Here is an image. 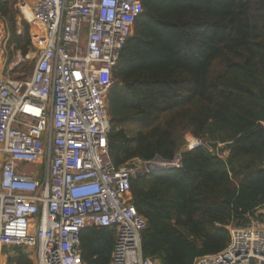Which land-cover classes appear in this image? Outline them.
<instances>
[{"label": "trees", "instance_id": "trees-1", "mask_svg": "<svg viewBox=\"0 0 264 264\" xmlns=\"http://www.w3.org/2000/svg\"><path fill=\"white\" fill-rule=\"evenodd\" d=\"M142 4L113 70L110 157L121 166L181 156L179 168L135 177L131 195L147 223L144 257L194 264L226 249L230 227L264 224V0ZM0 16L11 62L31 48L29 25L18 33L12 0H0ZM187 135L205 146L188 150ZM116 239L115 228L83 230L84 263L111 264ZM16 250L13 264H33Z\"/></svg>", "mask_w": 264, "mask_h": 264}, {"label": "built area", "instance_id": "built-area-1", "mask_svg": "<svg viewBox=\"0 0 264 264\" xmlns=\"http://www.w3.org/2000/svg\"><path fill=\"white\" fill-rule=\"evenodd\" d=\"M12 1L18 24L29 25L31 54L19 51L6 70L8 35L0 29V254L21 248L35 250L36 264H85L83 230L115 228L111 264H157L143 255L147 223L131 195L136 174L154 161L116 166L109 145L113 70L142 0ZM24 58L35 65L19 78ZM185 140L190 151L205 146ZM225 147L218 145L221 158L230 155ZM229 231L225 250L194 264H264V224Z\"/></svg>", "mask_w": 264, "mask_h": 264}, {"label": "rangeland", "instance_id": "rangeland-1", "mask_svg": "<svg viewBox=\"0 0 264 264\" xmlns=\"http://www.w3.org/2000/svg\"><path fill=\"white\" fill-rule=\"evenodd\" d=\"M22 24V23H21ZM18 27H19V30H21L22 32L24 31V28H23V25H19L18 24ZM18 30V31H19ZM9 52H11V50H8ZM31 54L30 53V50H28V52L24 55V57L26 58L27 55ZM9 57V56H8ZM23 59V62L20 64L19 68L16 70V77H22L24 75L26 76H30L31 73H32V69L34 68V65H35V62L33 60H26V59ZM7 61H8V58H7ZM18 61V52H16L13 57H12V61H8L7 64H6V70L9 69V66H11V64H15L17 63ZM2 167V160L0 159V168ZM29 171H37L35 170V167H31L28 169ZM40 170V174H41V178L44 179L45 176H46V170H44L43 168H39ZM35 250L31 251L30 254L32 256H35Z\"/></svg>", "mask_w": 264, "mask_h": 264}, {"label": "crops", "instance_id": "crops-1", "mask_svg": "<svg viewBox=\"0 0 264 264\" xmlns=\"http://www.w3.org/2000/svg\"><path fill=\"white\" fill-rule=\"evenodd\" d=\"M0 29L4 30L6 32V36L7 34V29H6V25L4 20L1 18L0 16ZM8 38V36H7ZM7 40V39H6ZM17 71H15L16 73ZM32 74V73H31ZM261 212H264V210H261ZM16 249H20L21 252L26 255L32 262L33 264H36V258L35 256H32L31 254L25 252L24 250H22L21 248H4L0 254V264H13V259L18 255L17 254V250ZM158 264V263H157Z\"/></svg>", "mask_w": 264, "mask_h": 264}, {"label": "water", "instance_id": "water-1", "mask_svg": "<svg viewBox=\"0 0 264 264\" xmlns=\"http://www.w3.org/2000/svg\"><path fill=\"white\" fill-rule=\"evenodd\" d=\"M176 162L178 163V166L167 167V166H164V164L168 162H165L161 158H157L153 163L147 164L146 166L147 173H154V172H160V171H165V170H171L173 168H179L181 167V164H182L181 156H177ZM143 174L144 172H138L136 174V178L142 176Z\"/></svg>", "mask_w": 264, "mask_h": 264}]
</instances>
